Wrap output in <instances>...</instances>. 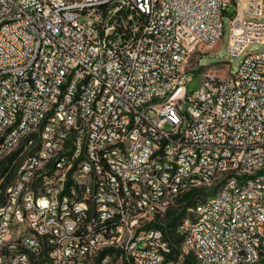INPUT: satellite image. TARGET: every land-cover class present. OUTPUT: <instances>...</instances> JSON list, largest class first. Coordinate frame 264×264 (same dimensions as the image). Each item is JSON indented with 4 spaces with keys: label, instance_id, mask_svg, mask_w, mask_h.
Returning a JSON list of instances; mask_svg holds the SVG:
<instances>
[{
    "label": "built area",
    "instance_id": "2783aa9c",
    "mask_svg": "<svg viewBox=\"0 0 264 264\" xmlns=\"http://www.w3.org/2000/svg\"><path fill=\"white\" fill-rule=\"evenodd\" d=\"M263 3L0 0V264H264Z\"/></svg>",
    "mask_w": 264,
    "mask_h": 264
},
{
    "label": "rangeland",
    "instance_id": "374dc122",
    "mask_svg": "<svg viewBox=\"0 0 264 264\" xmlns=\"http://www.w3.org/2000/svg\"><path fill=\"white\" fill-rule=\"evenodd\" d=\"M236 6L233 3H230L227 6L226 13L224 15V33L217 40L215 44L212 45L211 48L207 49L202 55L201 58L199 55L194 54L191 56L188 64V68L190 71L187 72L188 77L192 75H197L199 72H203L207 70V67L198 66V63L200 65H211V64H219L222 62H230L231 67L234 71H236L239 67V64L242 60V56H235L232 55L228 51V43H229V36H230V25L229 20L230 17L235 14ZM262 12L263 15L258 18L259 21L264 22V3L262 6ZM252 51L256 50H264V43H252L249 47ZM200 58V59H199ZM224 68V67H222ZM194 71V72H192ZM221 74H224L223 71H221ZM199 80L198 78H195L193 81L189 83L190 90H194L198 88ZM2 180L0 179V183ZM0 194H1V187H0ZM189 213L188 210H186L185 215ZM184 215V216H185Z\"/></svg>",
    "mask_w": 264,
    "mask_h": 264
},
{
    "label": "trees",
    "instance_id": "16d2710c",
    "mask_svg": "<svg viewBox=\"0 0 264 264\" xmlns=\"http://www.w3.org/2000/svg\"><path fill=\"white\" fill-rule=\"evenodd\" d=\"M12 160L13 158L9 156L0 161V179H3L0 183L1 194L14 176L15 169L14 166H11ZM196 191V189H192L186 192L177 200L178 205L175 208L169 207L167 209L168 224L174 225L185 215L187 208L193 207L197 203ZM180 239V236L176 237L177 241ZM187 264H191V260H187Z\"/></svg>",
    "mask_w": 264,
    "mask_h": 264
}]
</instances>
